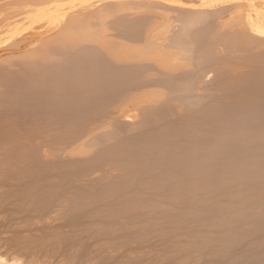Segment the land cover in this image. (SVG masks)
<instances>
[{
    "label": "bare ground",
    "instance_id": "bare-ground-1",
    "mask_svg": "<svg viewBox=\"0 0 264 264\" xmlns=\"http://www.w3.org/2000/svg\"><path fill=\"white\" fill-rule=\"evenodd\" d=\"M142 1L144 3L146 2V0H142ZM115 5L116 4H114V6ZM112 7H111V9H113ZM127 7H129V5ZM156 7H158V6L156 5ZM262 8H263V5H262ZM262 8L260 5L256 6V9L259 11ZM181 11L184 14V15L182 14L183 16H181V17H183L182 19L184 21V26L182 28V31H180L178 34H175V36H173V40H172L173 45L171 46L172 50L177 49V48H182L185 51L184 54H185L186 58H185V56H184V58L190 59V60L192 59V57H194L193 60L196 59L195 55L197 54L196 60L198 62H200L199 64H201V65H202V63H203V65L207 64L205 67L210 66L211 64L212 65L217 64V63L219 64L222 62L227 63V60L232 57L233 59L236 58V59H234L236 61L238 58H240V59L243 58V61H244L243 64L244 63L250 64L254 68V70L251 69L252 72L249 70L251 73L247 72L248 74H246V76L243 74L245 76L244 79L237 80L236 77L239 78V76H237L235 74L236 77H232L235 80L234 79L232 81L229 80L231 82L227 81V83L223 86L227 92L228 91L230 92V93L228 92L229 93L228 101L224 102L223 103L224 105L223 104L222 105L221 104L213 105L214 103L212 105H209L206 102L207 98H205V95L202 93L204 95V98H203V95L201 96V94L199 95V93H197V91H199L197 88L199 86L197 84L200 81L198 76L201 75V74L197 75V74H199L197 72H196V74L195 73L191 74L188 71H186L183 74L182 78H181V75L179 74L180 75L179 79L181 78L180 80L177 79L178 76H175L177 78H175V77L173 78L172 73H170V76H172V77H169V78H165V76L162 75L164 77L163 79H165V80L162 79L164 81V82L163 81L162 82L165 83V85H168L169 88L170 87L174 88L175 89L174 92L176 90L181 92V95H180V93H179V95H175V94L172 96L170 95L171 96V97H169V98H171L170 100L176 101L174 103H177V102L179 103V101H180L179 104H181V103H182V105L185 104V106H183V107H185L186 111L183 110V107L180 108V110L176 107L178 109L176 111V109H173L175 107H173L171 105V103H170L171 101L168 102L169 104L167 103L166 105L161 106V108H156V109H158L157 111H155L156 109L155 110L153 109L155 111L154 114L153 115L151 114L152 116L149 115L150 117L148 119H146L144 123L140 122V124H137V126H135V124H134V126L136 128L140 129L141 137L136 138V139L134 138L133 140L132 139L130 140V138L128 137L129 135L127 136L128 139H125L124 137H122V134H121L122 129L131 123L130 121H132V119H130V117L131 118L134 117L137 113L135 112L134 115H133V113L128 114L127 117L119 120L120 122H122V121L123 122L122 123L119 122L120 124H119V126L117 125L118 127L114 132L109 133L108 136L105 135L106 137H104V135H102L104 137L103 139H102V136H100V140L98 137L99 141H97L96 143L94 141L96 138L93 139L92 141L94 143L91 142L92 144L89 147L87 146V148H85V146H84L85 149L89 148V150H91L92 157L90 156L91 158H89V160H84V162H83L80 159H79V161H76L77 159L76 160L73 159L74 161L71 162V160H72L71 159L68 163H67V161H66V163H59V164L57 163V165L55 166L57 168H55L53 164H50L51 167L53 165L52 169L53 168H54V170L59 169L58 171H61V172L58 174L55 173L53 175H47L43 178H40L39 181L36 182V184L34 182L35 185L30 184V187H28V188L23 187L24 191L22 190V188H21V190L24 193L25 192L27 193L29 191H31V193H32L33 190L37 191L38 189H40L39 192L37 191L38 192V194H36L37 197H38L39 193L41 195V192H43V193H46V191H49V193H51V192L53 193V191L57 192L60 189L62 190V188L65 185L67 186V184H69V183H67L68 182L67 180L69 179V181H70L71 177H73V179L75 176H77V177L80 176L79 178H82L83 176L86 177L88 170L90 171V169L92 167H95V166L96 167L101 166V164L103 162L106 163V161L108 160L109 162L111 161L112 163H114V165L118 166V168L121 169V174H122L121 178L124 179L123 183L122 184L120 183V185H119L121 188H123L124 185L127 187V185L130 184L129 183L130 181H133L135 184H138L141 188L142 187L148 188L150 186V182H149V180L143 181L145 177H148L149 179L154 178L156 181L163 184V186H165L166 184H170L171 193L168 195V197H169V199L174 200V203L172 205L183 206L186 210L185 213L187 215V217H183V218L177 217L178 219H175V221H174L175 225H178L182 220H184L186 218H193L197 221L198 226L191 233L188 234L187 239L184 240L185 242L182 241L183 243H181V241H179V242L174 243L172 245V250H174V253L176 252L175 254L178 255V260L181 261L182 264H183V261H185L188 264H199V261L195 260L193 257H190L191 254L198 253V252H200V253L203 252V255H205V254L210 255L211 258L214 260L215 264H224L225 260L231 261L229 264H231V263L232 264H264V32H261V30L258 29V26L256 27L257 23L255 25H250V26L246 25L248 23L245 24V22H249V21H245V19L248 17L247 14L246 13H245V15L239 14V17L243 18L241 21V19H239V17H238V14L235 15L236 14L235 13L236 11H235L233 14L236 16L237 19H239L241 21L240 25H242V27L239 26V21L236 20V18L234 17L233 19L236 20V22L238 24L236 22H234V23H236L237 27L233 26V28L235 27L237 30H235V28L234 29L231 28V30L233 29V31H231L230 28H228V29L225 28V29H227V31H229V32L224 31V32H227L225 35L226 37L222 36L223 34H221L222 37L220 35H217L218 32L216 33V36H215V32H216L215 29H217V31H218V24H217V28L215 27V29L214 28L209 29V26H211L212 24L209 25L208 27L206 26V24H207L206 21L209 19V15H211L213 12L211 13V11H206V9H203V10H191L190 9V10H186V12L183 9H181ZM238 11H237V13H240L241 11H244V10H241L239 12ZM105 12H108V10ZM261 12H262V10H261ZM168 14H170V13H168ZM228 14L231 15L230 13H228ZM179 15H178V17H179ZM141 17L144 18L143 16H141ZM165 18H167V17H165ZM171 18H173V17H171ZM105 19H106V17H105ZM117 20H116V23H117ZM120 20H121V18H120ZM135 20H138V18ZM210 20H211V18H210ZM210 20H208V22ZM138 21L137 22L134 21L135 23H129V22L124 23V21H123V24H122V22H121V24H119V25H122L124 27L123 30H125L127 35L129 34V36L132 37V38H130V41L133 38L137 39L139 34L141 36V33H143L145 31V29L144 30L141 29L144 27L142 25L143 23L138 22ZM140 21L145 22L146 20L144 21V19H143ZM111 22H112V20H111ZM219 22H220V20H219ZM223 22H225V23H223L225 25V27H229V25L232 24L231 19L229 20V24L226 23V22H228L227 19H224ZM113 23H115V22H113ZM226 24H228V26H226ZM250 24H251V22H250ZM144 25L146 26V24H144ZM224 25L221 26V23H220L219 26H221V28H222V27H224ZM76 27L77 26L72 27V28L76 29V32H77V30H79V32L82 31L81 33L85 32V34L89 29H91L88 26L85 28L84 27L81 28V26L78 28H76ZM116 27H118V26H116ZM211 27H214V26H211ZM65 28H66V26H65ZM122 28H121V30H122ZM221 28L219 27V31ZM148 29L150 31V28H148ZM211 30H215L214 33H212L213 31L211 32ZM96 31L94 33L92 31H89V32H91V34L98 37L99 34ZM114 31H117V30H114ZM141 31H143V32H141ZM147 31L145 32V33H147V36L149 33H152L149 31H148L149 32L148 33ZM222 31L223 30H221L220 32L222 33ZM160 32H162V31H160ZM170 32H172V31H170ZM75 33H73V34H75ZM96 33H97V35H96ZM99 33H100V31H99ZM123 33H124V31H123ZM88 34H90V33H88ZM100 34H101V36H103L102 38H104V34H102V33H100ZM119 35H117V36H119ZM144 35H146V34H144ZM72 36H74V35H72ZM88 36L90 37L91 35H88ZM152 36L153 35L150 34L148 36V38L144 37V36L143 37L145 39L147 38V39L151 40V39L155 38V37H153L150 39L149 37H152ZM161 36H163V35H161ZM92 38H90V39H92ZM138 38L140 40L143 39L142 37L141 38L138 37ZM221 38H226V39L221 40ZM117 39H118V37H117ZM135 39H133V40H135ZM147 39L145 40L146 44L148 42ZM160 39L161 38H159V40ZM189 39H190V41H189ZM82 40H83V38H82ZM133 40L131 42H133ZM91 41H93V40H91ZM136 41H138V40H136ZM136 41H134V42H136ZM152 41L151 42L149 41L148 44L146 45L147 50L150 47L152 48V46H154V47L157 46L158 49L153 48V50L159 51V47L161 48L162 45L160 46L158 43H155L154 41L152 43ZM101 42L103 43V41H101ZM20 43H21V41H20ZM108 43L110 44L111 42H108ZM51 44H52V42H51ZM79 44H77V45H79ZM104 44L105 43H103L102 46H99V47H105V45H107V44H105V45ZM109 44L107 45V47L109 46ZM113 44L114 45H112V44L111 45L112 46L116 45L115 43H113ZM120 44L121 43H119V45ZM122 44H125V43H122ZM53 45H54V43H53ZM89 45L91 46V44H89ZM97 45H99V44H97ZM119 45H116V46H119ZM220 45H221V47H220ZM222 45L225 48L224 51L219 50V48L223 50ZM236 45H238L237 47H240L239 51L234 50L235 52L232 53L231 52V50L233 48L232 46H236ZM16 46H18V45H16ZM92 46H94V45H92ZM129 46L131 47V44ZM129 46L125 45L124 47H126V49H127V48H130ZM168 46H170V45H168ZM257 46H258V50L255 49V47H257ZM54 47L57 48V46H54ZM76 47L78 49L79 46H76ZM82 47L83 46L81 45L80 49L78 50L81 52V54L80 55L77 54L79 56L76 58L77 61L75 60L76 61L75 63L70 62L72 64H69L68 63L69 61L67 62L66 65L59 63L61 66L60 65L58 66V64H56L58 66L56 68H55V66H53L54 68H52V69H56V70H54V72L52 71L53 73L50 72L51 74L48 73L46 75L44 72L43 76H42V75H40L41 72L40 73L36 72L34 74L30 73L28 76L25 75V77H23V79L20 78L22 80L18 79L17 81H15L16 83L14 85L17 88H21V89L23 88L26 91V92H24V95H23L24 90H22V93L20 92L21 95H23L25 97L19 96L18 91H16V92L15 91H9L8 92V94L11 93L12 98H13V96L17 97V101H18L17 104H15L14 106L12 104L11 106L14 107L13 111L19 112V113L21 112L20 117H23L22 120H24V122L31 123V121H36L34 123L32 122L34 125L35 123L37 124V122L40 123V121H43L46 117L52 116V118L55 119V121L52 119L54 122L53 123L54 127H55V125H56V128L59 125L61 126L60 132L57 130L58 131L57 134L59 135V139L62 137L64 139L66 138V139L71 140V138H73L75 136H77V137H78V135L80 136V134H82L87 129V126H86V122L88 120L87 118H90L94 115L96 116L99 114V112H100V114H102L101 112L105 109L104 106L107 103H109L108 105L110 106V103L113 102V99H115L116 97H119L125 88H126V90L127 89L129 90L130 86L133 87V86L139 85L141 83L144 84L146 82V79H143L144 76H142V73H143V70H142L143 65L142 64H144L142 62L143 59L141 58L142 60L139 61V64L142 62V64H141L142 66L138 65V66H140L139 68L134 67L137 65V64L134 65V63H137L135 61L136 60L138 61V56H136V54H135L137 59L135 61H133L135 58L132 57L133 58L132 61L134 63L132 61H130V62H132L130 64L128 62V60H130L131 56H134V54L130 55L129 54L130 51L125 52L127 50L126 49L124 50L123 46H119L120 49H119L118 53H120V51L122 50V52L124 54H126V55L122 54L123 56L126 57L127 54L130 55V58L127 59L129 66L132 65L130 67H126V66L123 67L122 66V65L126 64L124 62L125 61L124 58H123L124 61H121V62H124L125 64H123V63L120 64L121 62L120 63L118 62L120 64L119 65L118 63H113V61H111L117 57V56L116 57L114 56L115 58L112 59L113 55L110 54L109 50L112 52L113 48H112V50H111V48L109 50L105 48L108 51L107 53L104 52V51H106V50H104V48H103L104 51L101 50L105 54L109 53V55H106L107 57L112 55V57L110 56V60H107V59H105L106 56L104 55V53H103L104 56H102V54L100 55V53H102V52H99L100 50L97 49V48H99L98 46L96 49H95L96 46H94V49H92V50H91V47H89L88 45L86 46V47H88V49L83 50ZM73 48H75V47H73ZM84 48H85V46H84ZM114 48H116V47H114ZM134 48L135 47H133V49ZM161 49H164V48H161ZM170 49H169V51H166L164 53L161 52V54H159V55H157L158 52L156 53L153 51L154 54L156 53L154 56L157 55L156 59L161 62V65H163L164 69L166 67H168L169 65H171V66L173 65L172 59L175 55L174 54L175 52H173L174 50L171 51ZM24 50H25V47H24ZM81 50H83V51H81ZM116 50H118V47ZM116 50L114 49V52ZM75 51H77V50L75 49ZM131 53H132V51H131ZM67 54H65V55H67ZM139 54H141L140 56L143 57L142 53H139ZM151 54H152V52H151ZM117 55L120 56L119 54H117ZM122 55H121V57H123ZM229 56H231V57H229ZM121 57H118V58H120V60H121ZM146 57L147 56H145V58ZM145 58H144V60H147V58L146 59ZM198 58L200 61L198 60ZM233 59H231V60L233 61ZM175 60H177V59H175ZM197 61H195L196 65L198 64ZM42 62H44V61H42ZM190 62H193L191 64L195 65L194 61L191 60ZM228 62H229V60H228ZM65 63H66V61H65ZM174 63L176 64V61ZM229 63H227V64H229ZM233 63H234V61H233ZM233 63H231V65ZM235 63L233 65H235ZM154 64L156 65V62ZM208 64H210V65H208ZM21 65H22V63H21ZM28 66H29V64H28ZM119 66H121V67H119ZM200 66H197V67H199L198 70L201 69V71H203V68H200ZM227 66L229 67V65H227ZM191 67L193 68V66H191ZM197 67H196V69H197ZM46 68H48V67H45V69ZM158 68H160V65L158 66ZM169 68L172 69L171 67H168V69ZM194 68H193V70H194ZM235 68L237 69L236 66H234V68H232V69L236 70ZM145 69H147V68L145 67ZM164 69L162 70L163 72H164ZM168 69H166V71ZM196 69L193 72L198 71ZM232 69H231V72L233 75V72H235V71H233ZM27 70H28V68H27ZM32 70L33 69L31 68L30 72ZM201 71H199V72L201 73ZM226 71H227V69H225V72ZM228 71H229V69H228ZM237 71H239V69L236 70V73H237ZM170 72H171V70H170ZM231 72L229 71V75ZM16 73H18L17 70H16ZM13 74H11V75H13ZM19 74H20V72H19ZM165 74H166V72H165ZM167 74H169V73L167 72ZM227 74H228V72H227ZM237 74H239V73H237ZM143 75H144V73H143ZM152 75H154V74H152ZM243 75H240V78H241V76L244 77ZM16 76H17V74H16ZM209 77H211V76H209ZM202 78H203V72H202ZM2 79H4V78H2ZM6 79L7 78H5V81H6ZM16 79H17V77H16ZM206 79H207V77H206ZM144 80H145V82H142ZM148 80L149 79H147V81ZM159 80H161V79H159ZM154 81H155V79H154ZM12 83H14V82H12ZM159 83H160V81H159ZM201 83L202 82H200V86H201ZM203 84H204V82H203ZM10 85H12V84H10ZM195 86H197V87H195ZM9 88H11V87H9ZM10 90H12V89H10ZM15 90H17V89H15ZM126 90L124 92H126ZM167 90L168 89H166V91ZM158 92H160V91H158ZM142 93H144V92L142 91ZM152 93H154V92H152ZM150 94L151 93H149V95ZM159 94H161V93H159ZM171 94H173L172 91H171ZM152 95L156 96L158 94L156 93V95L155 94H152ZM152 95H150V96H152ZM121 97H123V96H120L119 98H121ZM136 97H138V95ZM148 97H146V98L144 97V98L147 99ZM209 97H211V96H209ZM209 97H208V100H209ZM221 97L223 98V96H221ZM119 98H117V100ZM129 98H131V97H129ZM144 98H141V99H144ZM152 98L153 97H151V100H153ZM155 98L157 99V101H159L157 97H154V99ZM163 98H164V96L162 97V99ZM160 99H161V96H160ZM147 100H149V99H147ZM12 101H13V99H11V102ZM109 101H112V102H109ZM81 102L83 105H85L84 107L82 106V108H84V109H82L80 107L81 109L76 110V106L79 108V106H81V105H78V104H80ZM126 103H125V105H126ZM178 103H177V105H178ZM60 104H62V105H60ZM67 104L70 106L67 109L71 111L70 112L67 110L68 112H70L69 115H67L68 114L67 111H66V113H64V111H65L64 109H66L65 105H67ZM157 104H159V102ZM71 105H72V107H71ZM39 106H45V107L47 106L46 108L49 107V109H45L43 111L44 108L41 107L42 108L41 109ZM38 107L42 111H40V109ZM124 107L128 108L126 106H124ZM158 107H160V106H158ZM9 108H8V110L11 111ZM37 108H38V110H36ZM137 108H135V109H137ZM6 109H7V107H6ZM11 109H12V107H11ZM107 109H109V108L107 107ZM49 110H52V111L50 112ZM124 110H126V109H124ZM117 111H119L118 108H117ZM174 111H176L177 113H178V111H181L182 113H183V111L187 112V123H184L183 125L177 124V121L179 120V118H178L177 121L175 120V122H176V124H175L173 122V120L177 117L178 114L176 115V117H174L176 114ZM15 112L14 113L12 112V114H11L12 117L18 116V115H16L17 113H15ZM145 114L147 115V113H145ZM7 115H9V114H7ZM7 115L4 114V116H5L4 118L8 117ZM179 115H181L183 117V115L180 114V112H179ZM98 116H96V117H98ZM113 116H116V115H113ZM96 117H95V119H96ZM118 117H120V116H118ZM182 117H180V118H182ZM185 117H183V118H185ZM34 118H36L37 120ZM6 119H8V118H6ZM47 119H49V118H46L45 120L47 121ZM50 119H49V123L51 124ZM91 119H94V118L92 117ZM135 120H134V122L137 121V120L136 121ZM110 121L108 119L107 122L110 123ZM185 121H186V119H185ZM56 122L59 125L55 124ZM94 122H96V121H94ZM179 122H180V120H179ZM50 124H48V125H50ZM131 124L133 125V123H131ZM180 124H182V123H180ZM40 125H42V124L40 123ZM40 125H39V127H40ZM52 125H50V126L52 127ZM88 125H89V123H88ZM104 125H105V123H104ZM42 128H44V127H42ZM47 128H49V126ZM35 129H36V127H35ZM114 129H115V126H114ZM32 130L33 129L29 128L26 133L31 136L32 133L34 132ZM88 131H89V129H88ZM45 132H47V131H45ZM108 132H110V130ZM59 133H61V135ZM27 134H25V135L28 136ZM85 134H87V132L84 133V135ZM104 134H105V132H104ZM49 135L50 134L48 132V136ZM92 135H94V134L92 133ZM132 136H131V138H132ZM35 137H37V135ZM42 137H43V135H42ZM31 138L32 137H30V139ZM56 138L58 139V137H56ZM7 140H5V142ZM65 140H64V142H65ZM42 141H43V139H42ZM54 141H55V138H54ZM61 141H63V140H61ZM79 141H81V140H79ZM7 143H9V141ZM68 144L69 143H67V146H69ZM60 145H62V144H60ZM56 146H57V144H56ZM40 147H41V145H40ZM69 147H68V149H69ZM22 150H23V148H22ZM60 150L61 149H59V151ZM28 151H32V150H28ZM52 151H54V150H52ZM41 152H43V150ZM47 152H49V151L47 150ZM19 153L20 152H18V154ZM36 153L35 152L34 153L28 152L26 155L28 157H30V159L32 158V160L37 165L36 171H38V169L44 170V165H45L44 161H42V160H41L42 162L39 161L40 160V159L38 160L39 156L37 157ZM22 154H24V152ZM25 154L23 155V158H24V156H26ZM61 154H63V153H61ZM84 154H86V153H84ZM9 155H10V151H9ZM50 155H51V153H50ZM89 155H91V154H89ZM6 157H9V156H6ZM19 157H21L20 154H19ZM45 157H48V156H45ZM12 158H13V156H12ZM67 158H69V157H67ZM15 159L18 160V157H16ZM24 160H26V159H23L21 161L24 162ZM6 161L7 162L1 161L0 164L1 163H5V164L8 163L10 165V162H8V158ZM13 161H16V160L13 159ZM13 161L11 162V164L14 163L15 165H17L18 164L17 162L19 160L17 162H13ZM52 161H54V160H52ZM19 163H20V161H19ZM54 163H55V161H54ZM9 165H6V166L8 167ZM108 165H110V164H108ZM2 166H3V164H2ZM2 166H0V168H2ZM6 166H5V169L8 170V168H9V171H11V170L13 171V169H15V170L17 169V168H12L10 170V167H13V165L9 166L8 168ZM105 166L106 165H104V167ZM50 168H48V169L50 170ZM114 168H113V170H114ZM5 169H3L4 170L3 173H5ZM18 169H21V167H19ZM98 169L99 168H97V170ZM104 170H106V169H103V171ZM9 171H6V172L8 173ZM44 171H43V173H44ZM29 172H31V171H29ZM55 172H57V170ZM91 172H93L92 169H91L90 173ZM14 173H13V176L14 175L16 176V174H14ZM34 173L35 172H32L33 175H34ZM96 173H98V171H96ZM99 173H101V172H99ZM9 174H10V172H9ZM23 174H25V173H23ZM41 174H42V171H41ZM41 174H40V176H42ZM44 174L46 175V173H44ZM101 174H103V173H101ZM104 174H106V172ZM116 174H117V172H116ZM29 175H30V173H29ZM93 175H94V173H93ZM96 175H100V174H96ZM6 176H9V175H6ZM15 176H14V178L9 176V178H13L15 181V179H16ZM21 177H22V175H21ZM36 177H38V176H36ZM91 177H90V179H91ZM102 177H101V179H104V180H102L101 182L98 181L101 185L103 183H105V181L108 182V180H109L108 178H104V177H107V175L102 176ZM108 177H109V175H108ZM111 177H112V175H111ZM9 178H8V180H9ZM31 179H33V178H31ZM73 179L71 178V180H73ZM76 179H78V178H76ZM8 180L6 177V181H8ZM88 180H89V178H88ZM92 180L93 179H91L90 184H92ZM10 181H13V180L10 179ZM65 181H67V182L65 183ZM112 182H113V180H112ZM9 183H12V182H9ZM62 183H64V184H62ZM70 183H71V181H70ZM86 183H85V185H86ZM17 184H15L16 188H18ZM95 184L98 185V183H95ZM62 185H64V186H62ZM70 185L72 186V184H70ZM93 185H94V183H93ZM131 185H132V183H131ZM26 186H28V185H26ZM119 186H116V187L108 186V187H110V189L106 188L107 185L105 186L106 189L103 187L100 188L98 186V187H96L97 188L96 190H92V191H91V187H90L89 191H83V189H82V191H77V189H75L76 190L75 192L69 194L70 195L69 197L71 198L69 200H71L73 202L74 206L76 207L74 209H76V211L79 210V212H80V209H83L84 205H86L85 207H87L88 206L87 204L90 201H92L91 202L92 204L94 203L93 201H95V202L97 201V203H99L98 200L108 199L111 196V194L113 196V194H114L113 192L120 190ZM70 187L67 186V189ZM43 189L44 190L46 189V190L44 191ZM80 189H81V187H80ZM36 191H33V193ZM33 193H32V195H33ZM57 193H59V192H57ZM53 194H51V195H53ZM56 194H54V195L57 196ZM44 195H46V194H44ZM44 195L41 197L43 198ZM48 195L49 194L46 195L47 198H48ZM51 195H49V196H51ZM61 195H63V193L60 194V196ZM64 195H65V193H64ZM36 196H34V197H36ZM25 198H27V197H25ZM47 198H45V200L49 201ZM53 198H54V196H53ZM66 198H68V197H66ZM37 199L41 200V199H39V197ZM37 199L35 201H37ZM45 200H43V201H45ZM51 200H52V198H51ZM46 203H49V202H46ZM50 205H51V203H50ZM45 206H46V204H45ZM48 209H49V207H48ZM83 210H81V211H83ZM143 210H149L151 212H159L163 216H168V215L174 216V213H175V209L172 206L165 205L161 201H156L153 203H146L145 201H143L140 198L139 194L137 193L132 198H130V200L126 204L120 206L119 210L112 211V212H110V214L104 213V215L105 216L106 215H114V214L127 215V214L137 213V212L143 211ZM58 214H60V213L58 212ZM76 221H80V214L77 216ZM150 231H151V229L147 227L146 232H144L141 235H136L135 238L142 239V238L146 237L147 236L146 233H148ZM133 238H134V236H133ZM246 245H248V246L245 249L244 247H246ZM175 254H174L173 258L176 257ZM173 258H172V260H173ZM0 264H9V263L7 261H1L0 260Z\"/></svg>",
    "mask_w": 264,
    "mask_h": 264
},
{
    "label": "rangeland",
    "instance_id": "rangeland-1",
    "mask_svg": "<svg viewBox=\"0 0 264 264\" xmlns=\"http://www.w3.org/2000/svg\"><path fill=\"white\" fill-rule=\"evenodd\" d=\"M141 1L142 0H0V72L2 71L0 73V162L1 161L7 162L6 161L7 158H8V162H10V165L8 163H6V164L1 163L0 166H2V164H3V166L4 165L5 166L6 165H9V166L13 165V167H10V170L12 168L18 169L19 167H21V169H22V170L16 169L18 172L15 169H13V171L11 170L12 171L11 172V171H9V168H8L9 166L8 167L6 166L8 168V170L5 169V166L4 167L2 166V168H0V220H1L0 221V260L1 261H7L9 264H170V263L171 264H182V262L178 260V255L175 254L176 252L174 253V250H172V245L174 243L179 242V241H181V243L185 242L184 240L187 239L188 234L191 233L198 226V223L193 218H186V219L182 220L178 225H175L174 221H175V219H178L177 217L183 218V217H187V215L185 213L186 210L183 206L172 205L174 203V200H171L168 197V195L171 193L170 184H166L165 186H163V184L159 183L154 178L149 179L148 177H145L143 181L149 180V182H150V186L148 188H144V187L141 188L138 184H135L133 181H130L129 182L130 184L128 183L129 185H127V187L124 185L123 188H121L119 185H120V183L122 184L123 180H124L121 178V175H122L121 169L118 168V166L114 165V163H112L111 161L109 162L107 160L106 163L103 162L101 164V166H97V167L95 166L96 168L92 167L91 169L93 172L90 173L91 169H90V171L88 170L89 173L87 172L86 177L81 176L82 178H79L80 176H78V177L75 176L74 179H73V177H71L73 179V180H71V178H70L71 183H70L69 179L67 180L68 182L65 181V183L66 182L69 183V184H67V186H69V187L71 186L70 184H72V186H71L72 188L70 187L67 189L66 185L65 186L62 185V186H64L63 187L64 189L62 188V190L60 189L61 191L60 190L57 191L59 193H57L56 191H53L54 194L57 193L56 194L57 196H55L52 192L49 193V191H46V193L41 192V195H40V193L38 195L39 199H41V200H38L37 199L38 197L36 196V194H38L40 189L37 190L38 192L36 190H33V191H36L34 193L32 191L33 195L31 193V191H29L27 193L23 192L24 191L23 187L28 188V187H30V184L35 185L36 182H38L40 178H43L47 175H53L55 173L56 174L60 173L61 171H58L59 169H55V170H54V168L52 169L53 165L55 167L57 165V163L58 164L59 163H66V161L68 163L71 159H72L71 162L76 160V159H77L76 161H79V159H80L83 162H84V160H89V158L92 157V153H91V150H89V148L88 149H85V148H87V146L89 147L92 144L91 142H93L92 141L93 139L96 138L94 140L96 143L97 141L100 140V136L104 135V137H106L109 135V133L114 132L117 129V127L119 126V124L123 122V121L120 122L119 120L124 119L125 117H127L128 114L133 113V115H134L135 112L137 113L134 116L135 118L130 117V119H132V121H130V122L133 123V125L130 123L131 125L129 124L128 126H125L122 129L121 134H122V137H124L125 139H128V137H129L130 140L131 139L133 140L134 138L136 139V138L141 137L140 129L136 128L135 126H137V124H140V122L144 123L146 119H148L150 116H152L154 114L155 111L158 110L156 108H161V106L166 105L169 101H171L170 103L173 107H175L173 109H176V111L178 109L180 110V108L185 106V104H183V105H182V103L179 104L180 101H179V103L177 102L178 103V105H177V103H174L176 101L170 100L171 98H169V97H171L174 94L179 95V93L181 95V92L176 90L175 91L176 93H175L174 88H172V87L169 88L168 85H165V83H163L164 82L163 80H165V79H163L164 78L163 76H165V78H169L172 76L174 78L175 76H178V78L177 77H175V78L180 80L186 71H188L191 74H193V73L196 74V72H197V73H199L197 75L201 74L200 76H198L200 81L198 80L199 82L197 85L199 87L195 86L199 90V91H197V93H199V95L201 94V96L204 94L205 98H207L206 102L209 105H212L213 103H214L213 105H217V104L222 105L224 102L228 101V95L230 93L229 91H228L229 92L228 93L223 87L227 83V81H229V80L232 81L234 79L232 77H236V75L239 76V78L236 77L237 80L244 79L246 74H248L247 72H250V71L252 72V70H254L252 65L246 64V63L243 64V62H244L243 58H241L242 60L240 58H238L236 61V60H234L236 58L233 59L231 56H229L231 58L228 59L230 63L227 60V63H229V64H227L226 62H224V63L222 62L219 64L218 63L213 64V65L208 64L210 66L205 67L207 64L203 65V63H202V65H201V64H199L200 62H198L196 60L197 59V57H196L197 54H196L195 55L196 59L193 60L194 57H192V59H191L192 61H194V64H195V65H192L191 63H193V62H190L191 61L190 59H185L186 58V56L184 54L185 51L182 48L173 49L174 50L173 51L171 46L173 45V41H172L173 36H175V34H178L180 31H182V28L184 26V21L182 19L183 17H181L184 14L181 11V9H183L185 12H186V10H190V9L191 10L206 9V11H211V13L213 12L211 15H209V19H208V20H210V18H211L212 21L210 20L208 22V20H207L206 23L208 25L206 24V26L208 27L209 25L212 24L211 26H214V27L209 26V29H212V28L215 29V27L217 28V24H218V31H217V29H215L216 30L215 36H216L217 32L219 33L221 30H223L222 33L221 32L219 34L217 33V35L221 36V34H223L222 36L226 37L225 36L226 33L229 32V31H227L228 28H230V30H231V28H233V26L237 27L236 26V23H237L236 20L239 21V26L242 27V25H240V24H241V21L243 18L242 17L240 18L239 14L245 15V13L248 16L245 19V21H249V22H245V24L248 23L246 25L250 26V25H255L257 23L256 27L258 26V29H260L261 32H264V21H263L264 20V13H263L264 12V0H146L145 3L143 1L142 2ZM113 3L116 5L114 6ZM128 5H129V7H127ZM156 5L158 7H156ZM257 5H260L261 8L263 5V8L261 9L262 12H261V10L259 11L256 9ZM111 7L113 9H111ZM237 9L239 11H241V10H244V11H241L242 13L241 12L237 13V11H238ZM107 10H108V12H105ZM234 12L236 13L235 15L238 14V17H239V19H241V21L236 18V16L233 14ZM168 13H170V14H168ZM228 13H230L231 15H229ZM178 15H179V17H178ZM141 16H143L144 18H142ZM105 17H106V19H105ZM165 17H167V18H165ZM171 17H173V18H171ZM234 17L236 18V20L233 19ZM120 18L122 21L120 20ZM137 18L139 21L135 20ZM143 19H144V21L145 20L146 21L145 22L140 21ZM224 19H227L228 22H226V23H228V24H229V20L231 19L232 24H230L229 27H225V25L223 24V23H225V22H223ZM111 20H112V22H111ZM116 20H117V23H116ZM219 20H220V22H219ZM123 21H124V23H128V22L129 23H135L134 21L142 22L143 23L142 25L144 27L142 26L143 28H141V29H143V30L145 29V31L144 32L141 31L143 33H141V36L139 34L138 37H140V38L142 37L143 39L140 40L137 37V39L133 38L135 40L132 39L133 42H131L132 40L130 41V38H132V37H130L129 34L127 35L125 30H123L124 27L122 25H119V24H121V22L123 24ZM113 22H115L116 24ZM234 22H236V23H234ZM250 22H251V24H250ZM220 23H221V26L224 25V27L221 28V26H219ZM144 24H146L147 27ZM228 24H226V26H228ZM115 25L118 27H116ZM65 26L67 29L65 28ZM75 26H77L76 28H78L80 26H81V28L82 27L85 28L88 26L92 30L89 29L86 32V34L84 31H83L84 33H81L82 31L79 32V30H77V32H76V29L72 28ZM219 27L221 28L220 31H219ZM121 28H122V30H121ZM148 28H150V31ZM225 28H227V29H225ZM233 29L231 31H233ZM98 30L100 31V33L104 34V38H102L103 36H101V34L99 33ZM114 30H117V31H114ZM147 30L149 32H152V33H149ZM215 30H211V32L213 31L212 33H214ZM235 30H237V29L235 28ZM89 31H92L93 33L96 31L100 37L99 36L96 37L95 35L91 34V32H89ZM123 31H124V33H123ZM146 31L149 33L148 36L150 34L153 35L152 37H149L150 39L153 37H155V38H153L151 40L147 39L148 36H147V33H145ZM160 31H162V32H160ZM170 31H172V32H170ZM224 31H227V32H224ZM73 33H75V34H73ZM88 33H90V34H88ZM97 33H96V35H97ZM71 34L74 36H72ZM87 34L91 35V36L89 37ZM144 34H146V35H144ZM117 35H119V36H117ZM161 35H163V36H161ZM143 36L147 37L146 39L148 42L149 41L151 42L153 40L155 43H158L160 46L162 45L161 48H164V49H161L159 47V51H160L159 52L157 50L158 49L157 46L156 47L152 46V48L149 46L150 48L147 50L146 45L148 44V42L146 44V41H145L146 39ZM117 37H118V39H117ZM82 38H83V40H82ZM90 38H92V39H90ZM159 38H161V39L159 40ZM190 39H189V41H190ZM222 39L224 40L226 38H221V40ZM91 40H93V41H91ZM136 40H138V41H136ZM20 41H21V43H20ZM101 41H103V43H105L107 45L109 44L108 42H111L109 44V46L111 44L114 45L113 43H115L116 45H119V43H121L119 46H123L124 50L126 49V47H124L125 45L129 46L131 44V47L129 46L131 49L127 48L126 49L127 51H125V52L130 51L129 54L130 55L134 54V56H131V59L128 60V62L131 64L133 61H135L137 59L136 56H138V61L137 60L135 61L137 63L133 62L134 65H136V64L137 65L136 66L133 65V66L139 68L140 66H138V65H141L142 62L144 63V64H142L143 66L141 65L143 73H144V75L142 73V76H144V78L143 77L142 78L146 79V82L144 80V81H142V82H145L144 84L141 83V84L133 86V87L130 86L129 90L128 89L126 90V88H125L122 91V93L120 94V96H123V97H121V98H119L120 96L116 97L115 99H113L114 103L112 101H109L112 103H110V106L108 105L109 103L106 104L107 106L106 105L104 106L106 110L105 109H104L105 111L101 110L102 114H100V112H99V114L97 113L99 116L98 115H96V116H98V117H96L94 115L97 120L95 119L94 116H92V117L95 120L91 119L92 117L87 118L88 120L85 118L87 120V122H86L87 129L82 133L83 135L80 134V136L78 135V137L75 136V137L71 138V140L66 139V138H65L66 139L65 140L61 136L60 137L62 139L61 138L59 139V135L57 134V132L58 131L60 132L61 126L59 124H57V122H56L55 124L59 125L58 126L59 128L58 127L56 128V125L54 127L53 120L55 121V119H53L52 116L46 117L49 119L51 118L50 119L51 124L49 123V119H47V121H46L45 120L46 118H45L43 121H40V123L42 125H40L39 122H37V124L35 123L33 125V123L36 121H31V123L24 122V120H22L23 117H20L21 112L19 113V112L13 111V108H14L13 106L15 104H17V102H18L17 97L13 96V98H12L11 93L8 94V92L9 91H15V92L18 91L19 96H23L24 92H26L23 88L22 89L17 88L14 85L16 83L15 81H17L18 79L22 80L23 77H25V75L28 76L30 73L34 74L36 72L37 73L41 72L42 74L40 73V75H42V76H43L44 72L46 75L50 72L53 73L54 70H56V69H52V68H54L53 66H55V68H56L60 64L66 65L68 61H69L68 62L69 64H72L70 62L75 63L77 61L76 58L81 54V52L78 51L80 49L81 45L83 46L82 47L83 50L88 49V47H86L87 45L89 47H91V50H92V49H94V46H96L95 49L97 48V46L98 47L102 46L103 43ZM134 41H136V42H134ZM153 41H152V43H153ZM51 42H52V44H51ZM53 43H54V45H53ZM76 43L79 45H77ZM122 43H125V44H122ZM89 44H91V46ZM97 44H99V45H97ZM16 45H18V46H16ZM92 45H94V46H92ZM107 45H105V47H99L97 49L100 50L99 52H102L101 50H103V48H104V50H106V49L109 50L110 48L112 50V48H113L112 52L109 50L110 54L113 55V57H112V55H110L112 57V59L117 56L115 59L111 60V61H113V63H118V62L120 63L121 61H124V59H125L124 62L126 64L124 62H121L120 64H122V63L125 64V65H122L123 67L132 66V65L129 66V63L127 62V59L130 58L129 54H127L128 57L126 56L127 57L126 58L125 56L122 55V54H124L122 52V50L120 51V53H118L119 49H120L119 46H116V45L112 46L111 45L110 47L109 46L107 47ZM168 45H170V46H168ZM54 46H57V48ZM76 46H79L78 49ZM84 46H85V48H84ZM237 46L238 45L232 46L233 48L231 47L233 50V51L231 50L232 53H234L235 51H239L240 47H237ZM24 47H25V50H24ZM73 47H75V48H73ZM114 47H116V48H114ZM117 47H118V50H116ZM133 47H135V48L133 49ZM220 47H221V45H220ZM222 47H223V50L220 49L219 47L218 48H219V50L224 51L225 48L223 45H222ZM153 48H157L156 49L157 51L153 50ZM75 49L77 51H75ZM114 49L117 52L116 51L114 52ZM169 49L171 51L175 52L174 57L175 56L177 57V58L173 57V59H172V63H173L172 66L173 67L171 65L168 66V67L172 68V69L169 68L171 70V72L168 69V67H166L164 69L163 65H161V62L156 59L157 55L161 54V52L164 53L166 51H169ZM255 49L258 50V46L255 47ZM83 50H81V51H83ZM131 51H132V53H131ZM153 51L156 53L158 52L156 56H154L156 53L154 54ZM104 52L107 53L108 51L106 50ZM104 52L100 53V55L101 54H102V56L109 55V53L105 54ZM151 52H152V54H151ZM103 53H104V55H103ZM139 53H142L143 57H141L140 56L141 54H139ZM65 54H67V55H65ZM77 54H79V55H77ZM117 54H119L120 56H118ZM135 54H136V56H135ZM121 55L123 57H121ZM124 55H126V54H124ZM110 56L109 57L106 56V58L105 57L104 58L107 60H110ZM145 56H147L146 57L147 60H144ZM184 56H185V58H184ZM118 57H121V60ZM132 57L135 58L133 61H132V59H133ZM141 58L143 59V61L139 64V61L142 60ZM175 59H177V60H175ZM231 59H233L234 63L236 62L235 65H233L234 63ZM198 60H199V58H198ZM42 61H44V62H42ZM65 61H66V63H65ZM130 61H132V62H130ZM175 61H176V64L174 63ZM195 61H197V63L199 65L198 64L196 65ZM155 62H156V65L154 64ZM21 63H22V65H21ZM231 63H233V64L231 65ZM28 64H29V66H28ZM56 64H58V66ZM226 64L229 65V67ZM159 65H160V68H158ZM191 66H193V68L195 66L196 67L200 66V68H203V71H201V69L198 70L199 67H197V69L195 67L194 70L196 69L198 71L193 72L194 70ZM234 66L237 67V69L235 68L236 70L239 69V71H237V73H239V74L236 73V70L232 69V68H234ZM26 67L28 68V70ZM45 67H48V68L45 69ZM119 67H121V66H119ZM145 67L147 69H145ZM31 68L33 70L30 72ZM224 68L227 69L226 72H225ZM163 69H164V72L162 71ZM166 69H168L169 71L168 70L166 71ZM228 69L230 72H231V69L233 71H235V72H233V75H232V72L230 73L231 76L229 75ZM16 70L18 73H16ZM199 71H201V73ZM19 72L21 75L19 74ZM165 72H166V74H165ZM167 72L169 74H167ZM202 72H203V78H202ZM227 72H228V74H227ZM170 73H172V76H170ZM11 74H13V75H11ZM16 74H17V76H16ZM152 74H154V75H152ZM179 74L181 75L180 79H179V77H180ZM240 75H243L244 77L241 76V78H240ZM205 76L207 77V79ZM209 76H211V77H209ZM16 77H17V79H16ZM2 78H4V79H2ZM5 78H7L6 81H5ZM20 78H22V79H20ZM147 79H149V80L147 81ZM154 79H155V81H154ZM159 79H161V80H159ZM159 81H160V83L162 81L163 82L160 84ZM231 81H229V82H231ZM12 82H14V83H12ZM200 82H202L201 86H200ZM203 82H204V84H203ZM10 84H12V85H10ZM9 87H11V88H9ZM14 88L17 90H15ZM10 89H12V90H10ZM166 89H168L167 90L168 92L166 91ZM22 90H24L23 95H21ZM125 90L127 93L124 92ZM142 91L144 93H142ZM158 91H160V92H158ZM171 91L173 94H171ZM152 92H154V93H152ZM149 93H151L150 95H152V94L156 95V93L158 95L150 96ZM159 93H161V94H159ZM137 95H138V97H136ZM162 95L164 96L163 99H162V97H163ZM204 95H203V98H204ZM143 96L145 98L148 97L147 99H149V100L145 99ZM160 96H161V99H160ZM207 96L208 97L211 96L212 98L209 97V100H208ZM221 96H223V98ZM23 97H25V96H23ZM129 97H131V98H129ZM151 97H153L152 99L154 101L151 100ZM154 97H157L159 101H157L156 98L154 99ZM117 98H119V99L117 100ZM141 98H144V99H141ZM11 99H13L14 102L13 101L11 102ZM156 102L157 103L159 102V104H157ZM125 103H126V105H125ZM12 104H13V106H11ZM60 105H62V104H60ZM78 105H81V106H79V108L76 106V110L81 109L82 106L83 107L85 106L82 104V102ZM124 106H126L128 108H125ZM158 106H160V107H158ZM6 107H7V109H6ZM11 107H12V109H11ZM39 107L40 108L43 107L44 108L43 111L45 109H49V107L46 108L47 106L46 107L45 106H39ZM65 107H66V109H64L65 110L64 113H66V111L68 110L67 108L70 106L67 104V105H65ZM71 107H72V105H71ZM107 107L109 109H107ZM116 107L118 108L119 111H117ZM8 108L13 113L14 112L17 113L16 115H18V116L15 117L14 116L15 114H14L13 115L14 117H12L11 116L12 112L9 111ZM38 108L36 110H38ZM135 108H137L138 110ZM41 109H40V111H42ZM82 109H84V108H82ZM124 109H126V110H124ZM153 109L154 110L156 109V110L154 111ZM183 110H185V107H183ZM49 111L51 112L52 110H49ZM68 111H70V110H68ZM68 111H67V113H68L67 115H69V113L71 112V111L70 112H68ZM176 111H174L176 113V114L174 113L175 114L174 117H176L177 114L178 115L175 119L173 118L174 119L173 122L176 124L175 120L177 121L179 118L180 122L178 120L177 124L183 125L184 123H187V112H185L186 110L183 111V113L185 112L184 114L181 111H178V113ZM179 112H180V114L183 115V117H185V116L186 117L183 118L181 115H179ZM6 113L9 115H7ZM145 113H147V115ZM4 114L8 116V117H6L8 119L4 118L5 117ZM112 114L116 115V116H113ZM118 116H120V117H118ZM110 117L111 118L113 117V118L111 119ZM180 117H182L183 119ZM34 119H36V118H34ZM108 119H109V121L111 120L112 122L111 121H110V123L107 122ZM185 119H186V121H185ZM134 120L136 122H134ZM94 121H96V122H94ZM88 123H89V125H88ZM104 123H105V125H104ZM180 123H182V124H180ZM48 124H50V125L53 124L52 125L53 128ZM134 124H135V126H134ZM39 125H40V127H39ZM113 125L115 126V129H114ZM41 126L44 128H42ZM46 126L47 127L49 126V128H47ZM35 127H36V129H35ZM29 128L33 129L32 131H34L31 136L26 133ZM88 129H89V131H88ZM109 130H110V132H108ZM45 131H47V132H45ZM48 132L50 134L49 136H48ZM86 132H87V134L84 135V133H86ZM104 132H105V134H104ZM92 133L94 135H92ZM25 134H27L28 136H26ZM59 134L61 135V133H59ZM36 135H37V137H35ZM42 135H43V137H42ZM55 136L58 137V139ZM131 136H132V138H131ZM30 137H32V138L30 139ZM98 137H99V140H98ZM104 137L102 136V139ZM54 138H55L56 142L54 141ZM42 139H43V141H42ZM5 140H7V141L5 142ZM61 140H63V141H61ZM64 140H65V142H64ZM79 140H81V141H79ZM8 141H9V143H7ZM67 143H69L68 145L70 147L67 146ZM56 144H57V146H56ZM60 144H62V145H60ZM40 145H41V147H40ZM84 146H85V148H84ZM68 147H69V149H68ZM22 148H23V150H22ZM41 149L43 150V152H41L42 151ZM51 149L54 151H52ZM59 149H61V150L59 151ZM28 150H32V151H28ZM47 150L49 152H47ZM9 151H10V155H9ZM18 152H20L19 154L21 157H19ZM23 152H24V154L26 152L27 153L28 152H31V153L37 152L36 153L37 157L39 156L38 160L40 159L39 161H41V160L44 161V164H45L44 170L45 171L40 169L42 171V174H41V171L39 169H38V171H36L37 165L35 164V162L32 160V158L30 159V157H28L26 155L27 153L25 154L26 156H24V158H23V155H24V154H22ZM83 152L86 154H84ZM50 153L52 156L50 155ZM61 153H63V154H61ZM89 154H91V155H89ZM6 156H9V157H6ZM12 156H13V158H12ZM45 156H48V157H45ZM16 157H18V160L20 161V163L17 159H15ZM67 157H69V158H67ZM19 158L21 160H23V159H26V160H24V162H22ZM2 159L3 160L5 159V160L3 161ZM13 159L16 161H13ZM51 159L54 160L55 163ZM11 160L13 162L18 161L17 162L18 164L17 165H15L14 163L11 164V162H12ZM50 164H53L52 167L50 166ZM103 164L106 166L104 167ZM108 164H110V165H108ZM48 168H50V170ZM55 168H57V167H55ZM97 168H99V169L97 170ZM102 168L106 169V170L103 171ZM113 168H114V170H113ZM3 169H5V173H3V171H4ZM56 170H57V172H55ZM6 171H9L10 174H9V172L7 173ZM29 171H31V172H29ZM43 171H44V173H46V175L43 173ZM96 171H98V173H96ZM32 172H35L34 175L32 174ZM99 172H101L103 174H101ZM105 172H106V174H104ZM116 172H117V174H116ZM13 173L16 174V176L14 175L16 178L15 181L13 179L14 178ZM23 173H25V174H23ZM29 173H30V175H29ZM39 173L42 176H40ZM93 173H94V175H93ZM96 174H100V175H96ZM6 175H9L10 177H13V178H9V176H6ZM21 175H22V177H21ZM101 175L102 176L107 175V177H104V178H108L110 181L107 179L108 182L105 181V183H103L101 185L99 182L104 180V179H101V177H102ZM108 175H109V177H108ZM111 175H112V177L113 176L114 177L112 178ZM36 176H38V177H36ZM6 177H7V180L9 178L8 181L12 182V183H9L8 181H6ZM90 177H91V179H93L92 184H90V181H91ZM31 178H33V179H31ZM76 178H78V179H76ZM88 178H89V180H88ZM10 179H12L14 182L10 181ZM112 180H113V182H112ZM34 182H35V184H34ZM85 183H86V185H85ZM93 183H94V185H93ZM95 183H98V185ZM131 183H132V185H131ZM15 184H17L18 188L15 187L16 186ZM62 184H64V183H62ZM26 185H28V186H26ZM106 185H107L106 188H109V189H110V187H108V186H111V187L119 186L120 190L113 192L114 193L113 196L111 194L112 197L110 196L108 199L98 200L99 203H97V201L96 202L93 201L94 202L93 204L91 203L92 201H90L88 204L86 203L88 206L85 207L86 205H84V208H83L84 210L80 209L81 213L79 212V210L76 211V209H74L76 207L74 206L73 202L71 200H69V199H71L69 197L70 196L69 194L75 192L76 191L75 189H77V191H82V189H83V191H89L90 187H91V191H92V190H96L97 189L96 187H98V186L100 188H102V187L105 188ZM80 187H81V189H80ZM21 188L23 191L21 190ZM62 193H63V195L65 193V195L60 196V194H62ZM137 193L139 194L140 198L143 201H145L146 203H153L156 201H161L165 205L172 206L175 209L174 216L173 215L163 216L159 212H151L149 210H143V211H139L137 213L127 214V215H121V214L106 215V216L104 215V213L110 214V212H112V211L119 210L120 206L126 204L130 200V198H132ZM44 194H46V195L47 194H49V195L53 194V195H51V196L48 195V198H47V196ZM43 195H44V197H43L44 199L41 197ZM34 196H36V197H34ZM53 196H54V198H53ZM25 197H27V198H25ZM66 197H68V198H66ZM45 198H47L49 201H46ZM51 198H52V200H51ZM36 199L38 202L35 201ZM43 200H45V201H43ZM46 202H49V203H46ZM50 203H51V205H50ZM45 204H46V206H45ZM48 207H49V209H48ZM81 210H83V211H81ZM58 212L60 214H58ZM79 214H80V221H76L77 216ZM147 227L150 228L151 231L146 233V235H147L146 237H144L142 239L135 238L136 235H141L144 232H146ZM133 236H134V238H133ZM247 246L248 245H246V247H244V248L246 249ZM174 254L177 257V258L174 257L175 259L173 258ZM190 257H193L195 260L199 261V264H215V262L211 258V256L208 254L203 255V252L193 253L190 255ZM172 258H173V260H172ZM228 261L229 260H225L224 264H227V263L229 264L231 262V261H229V262ZM185 263L186 262L183 261V264H185ZM186 264H188V263H186Z\"/></svg>",
    "mask_w": 264,
    "mask_h": 264
}]
</instances>
